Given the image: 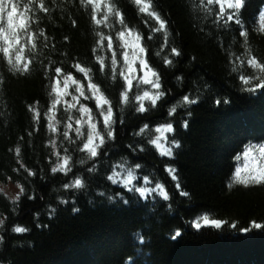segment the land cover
<instances>
[{
    "label": "trees",
    "instance_id": "trees-1",
    "mask_svg": "<svg viewBox=\"0 0 264 264\" xmlns=\"http://www.w3.org/2000/svg\"><path fill=\"white\" fill-rule=\"evenodd\" d=\"M106 1L95 24L87 0H0V184L21 189L0 193V264H264V179L238 167L264 149V0ZM121 33L155 89L126 90ZM77 68L107 104L85 101L91 154L67 127L78 111L58 109L49 128L53 82L83 83ZM161 127L166 156L151 143ZM123 173L132 189L112 184Z\"/></svg>",
    "mask_w": 264,
    "mask_h": 264
},
{
    "label": "rangeland",
    "instance_id": "rangeland-1",
    "mask_svg": "<svg viewBox=\"0 0 264 264\" xmlns=\"http://www.w3.org/2000/svg\"><path fill=\"white\" fill-rule=\"evenodd\" d=\"M91 5L94 13V22L102 23L105 18L109 16V7L107 5L106 0H87ZM234 0H220V4H233ZM146 9V7H144ZM16 25H21L22 23L18 19ZM16 28L14 27L13 31ZM16 34V32H15ZM5 39V38H4ZM14 42L13 44H15ZM117 49L119 50V56L121 58L122 65L124 71L122 72V79L126 83V90H128L134 82L137 84H149L152 89H155V85L152 86L154 80L152 79L153 73L147 67L145 63V57L143 55V51L141 46H139L138 39L133 34L121 33L118 37V45ZM111 48V49H110ZM108 47V52L114 58L116 56V52L112 50V47ZM80 75L83 78V83L76 82L72 77H64L60 76L55 79L53 82V95L55 97L54 104L52 105V110L48 115L49 128L50 130H54L55 125L57 123L56 113L58 109H62L64 112L78 111V119L70 120L71 123L67 125L68 129L73 130L75 134L80 135L81 132H86V143L84 145V150L91 153H94L96 147L100 144L101 140L97 136L95 123H93V119L91 117L90 109L87 105H85V101L88 100L89 96L92 100H94V105H96V109L104 110L107 108V104L104 102L100 93H98L97 89L89 82L88 75L86 71L83 69L77 68ZM151 97L142 96L138 99L140 106H144L146 100H150ZM60 107V108H57ZM143 111V107L140 108ZM106 111V109L104 110ZM107 117L103 116L104 122H106ZM68 130V132H71ZM236 130V129H235ZM238 135L246 134L243 130H236ZM235 131V132H236ZM252 131V129L250 130ZM170 132V129L167 127H161L156 132V137L153 139L152 146L156 149L159 155L166 156L170 154L171 149L166 143V135ZM234 132V134H235ZM233 133V131H231ZM246 136V135H245ZM58 157V156H57ZM58 166L55 168V171H63L66 168V160L59 157ZM239 161V160H238ZM136 181L135 176H131L129 173H123L121 175H117L113 178V185H121L126 190L132 189L129 186L134 185ZM158 192L156 194L162 196L159 192H162L161 189H157ZM0 193H2L9 201H17V199L21 195V189L17 185L6 183L0 184ZM151 192H140L143 197L150 195ZM163 193V192H162ZM99 244L98 246H100ZM181 263H185L184 259L179 261ZM188 264H193L191 259H187Z\"/></svg>",
    "mask_w": 264,
    "mask_h": 264
},
{
    "label": "bare ground",
    "instance_id": "bare-ground-1",
    "mask_svg": "<svg viewBox=\"0 0 264 264\" xmlns=\"http://www.w3.org/2000/svg\"><path fill=\"white\" fill-rule=\"evenodd\" d=\"M83 147H84V146H83ZM53 162H54V164H55V166H56V167H55V166H54V167L57 168V166L59 165V164H58V161L56 162L55 159H54Z\"/></svg>",
    "mask_w": 264,
    "mask_h": 264
}]
</instances>
